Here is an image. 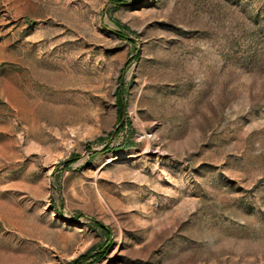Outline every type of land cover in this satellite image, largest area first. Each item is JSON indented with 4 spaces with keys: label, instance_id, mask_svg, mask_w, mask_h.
I'll return each instance as SVG.
<instances>
[{
    "label": "rangeland",
    "instance_id": "1",
    "mask_svg": "<svg viewBox=\"0 0 264 264\" xmlns=\"http://www.w3.org/2000/svg\"><path fill=\"white\" fill-rule=\"evenodd\" d=\"M0 264H264V0H0Z\"/></svg>",
    "mask_w": 264,
    "mask_h": 264
}]
</instances>
